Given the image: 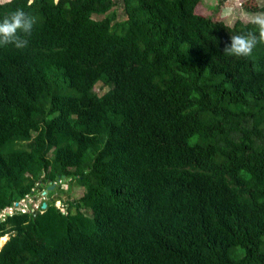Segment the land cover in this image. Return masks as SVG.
<instances>
[{
	"label": "trees",
	"instance_id": "trees-1",
	"mask_svg": "<svg viewBox=\"0 0 264 264\" xmlns=\"http://www.w3.org/2000/svg\"><path fill=\"white\" fill-rule=\"evenodd\" d=\"M200 2L0 1L36 21L0 46V264H264V44Z\"/></svg>",
	"mask_w": 264,
	"mask_h": 264
},
{
	"label": "clouds",
	"instance_id": "clouds-1",
	"mask_svg": "<svg viewBox=\"0 0 264 264\" xmlns=\"http://www.w3.org/2000/svg\"><path fill=\"white\" fill-rule=\"evenodd\" d=\"M256 32L231 35L230 43H226L223 52L229 56L248 58L257 44H264V12L253 14L249 21ZM35 18L17 9L0 20V46L13 45L17 49L28 46Z\"/></svg>",
	"mask_w": 264,
	"mask_h": 264
},
{
	"label": "rangeland",
	"instance_id": "rangeland-1",
	"mask_svg": "<svg viewBox=\"0 0 264 264\" xmlns=\"http://www.w3.org/2000/svg\"><path fill=\"white\" fill-rule=\"evenodd\" d=\"M0 1L3 2L8 0ZM118 1L120 2V0ZM263 5L264 0H202V2H200L196 6L195 12L200 15H210L215 19L223 20L231 25L235 22L236 19H241L244 22H249L253 14L262 12ZM116 13L118 20L124 18L122 13V6L120 4L116 8ZM61 187L63 188L62 191L57 190L52 192L50 195L52 199H54L55 197L59 198L58 200H56V204L60 206L66 200L72 199L74 197H79L83 193V188L75 184H72L70 186L68 183H64L61 185ZM43 191L44 190L39 192L34 191L26 199L21 200L20 202L26 208H28V205L30 203L32 204V206H38V204L46 197L45 194L47 191L45 193H43ZM5 236L7 240L8 235Z\"/></svg>",
	"mask_w": 264,
	"mask_h": 264
},
{
	"label": "built area",
	"instance_id": "built-area-1",
	"mask_svg": "<svg viewBox=\"0 0 264 264\" xmlns=\"http://www.w3.org/2000/svg\"><path fill=\"white\" fill-rule=\"evenodd\" d=\"M14 206H15L16 208L20 209L22 212H25V211L28 210V208H26L25 206H23L21 202H17V204H14ZM36 207H37V206H35V205L33 206V208H36ZM12 211H13V208H12V207H9L8 209H6V210L4 211L3 214H1V216L5 215V214H8V213L10 214Z\"/></svg>",
	"mask_w": 264,
	"mask_h": 264
},
{
	"label": "water",
	"instance_id": "water-1",
	"mask_svg": "<svg viewBox=\"0 0 264 264\" xmlns=\"http://www.w3.org/2000/svg\"><path fill=\"white\" fill-rule=\"evenodd\" d=\"M54 185H55V183H52V184L48 185L46 190H50V189H52V188L54 187ZM45 192H46V191L44 190L43 193H45ZM15 204H17V202H15ZM57 205H58V204H57ZM45 207H46V203L43 202V203L41 204V208L44 209ZM34 214H36V212H35Z\"/></svg>",
	"mask_w": 264,
	"mask_h": 264
},
{
	"label": "bare ground",
	"instance_id": "bare-ground-1",
	"mask_svg": "<svg viewBox=\"0 0 264 264\" xmlns=\"http://www.w3.org/2000/svg\"><path fill=\"white\" fill-rule=\"evenodd\" d=\"M6 241V236H2V238L0 239V247L4 244V242Z\"/></svg>",
	"mask_w": 264,
	"mask_h": 264
}]
</instances>
